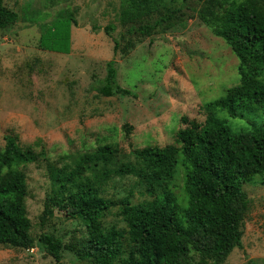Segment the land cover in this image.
Segmentation results:
<instances>
[{
	"label": "rangeland",
	"instance_id": "374dc122",
	"mask_svg": "<svg viewBox=\"0 0 264 264\" xmlns=\"http://www.w3.org/2000/svg\"><path fill=\"white\" fill-rule=\"evenodd\" d=\"M3 1L18 14V21L0 29V151L5 136L11 135L22 148L38 154L34 162L18 168L24 174L22 211L30 234L34 239L42 233L59 238L65 246L61 264H89L71 249L86 236L80 220L56 208L45 221L41 217L45 197L59 180L73 189L90 180L101 197L112 202L99 221L119 235L122 258H127L132 245L122 208L151 197L138 177L115 175L118 166L140 167L136 150L175 145L177 131L185 127L181 118L203 122L204 105L239 83L235 55L199 18L202 7L217 8L225 0H159L149 16L137 21L121 18L127 0ZM57 18L67 22L64 30L70 28L71 55L38 45L41 27ZM107 25L113 26L109 36L103 29ZM143 25L152 28L148 35L137 30ZM112 38L119 43L116 53ZM110 60L117 84L136 97L97 93ZM214 113L234 132L249 131L251 121L264 120L260 111H246L244 119L230 118L224 110ZM105 144L116 149L108 166L91 155ZM181 158L174 174L161 183L163 193L185 207ZM244 190L248 208L242 248L233 249L221 264H246L248 259L264 264V175L254 177ZM54 263L38 245L22 249L0 244V264Z\"/></svg>",
	"mask_w": 264,
	"mask_h": 264
},
{
	"label": "trees",
	"instance_id": "16d2710c",
	"mask_svg": "<svg viewBox=\"0 0 264 264\" xmlns=\"http://www.w3.org/2000/svg\"><path fill=\"white\" fill-rule=\"evenodd\" d=\"M157 1L127 0L121 18L130 16V21H137L149 16ZM217 4V8L202 7L199 18L235 55L239 83L228 88L224 96L204 105L207 113L203 122L181 118L185 127L177 131L175 145L136 150L134 155L140 167L131 163L118 166L115 175L138 177L151 197L122 208L127 240L132 245L127 258H122L124 251L119 235L105 229L99 221L101 211L108 209L112 202L101 197L90 180L77 184L75 189L59 180L58 186L46 195L41 222L47 215L52 216L56 208L84 224L86 236L78 246L71 245L79 261L221 264L233 249L242 248V223L248 208L244 185L264 175V120L251 121L249 131L234 132L214 112L224 110L233 119L247 118L246 111L264 114V0H225V5ZM17 21L18 14L0 0V29H9ZM66 23L57 18L42 26L39 47L70 54V28L64 30ZM103 29L109 36L113 26ZM151 29L147 25L137 28L142 35H148ZM112 42L116 53L119 43L113 38ZM114 65V60L107 62L106 75L97 93L102 97H136L117 84ZM4 140L0 151V244L22 249L38 245L54 259V264H61L65 248L62 241L46 233L34 239L30 222L22 211L26 185L24 174L18 168L34 162L38 154L30 147L22 148L14 136H5ZM115 152L116 149L105 144L91 155L108 166L114 162ZM179 155L185 169V207L176 205L169 193H163L161 183L174 174ZM159 191L162 195H158ZM246 264L257 263L248 259Z\"/></svg>",
	"mask_w": 264,
	"mask_h": 264
},
{
	"label": "crops",
	"instance_id": "0c3cea01",
	"mask_svg": "<svg viewBox=\"0 0 264 264\" xmlns=\"http://www.w3.org/2000/svg\"><path fill=\"white\" fill-rule=\"evenodd\" d=\"M71 52H72V45H71ZM71 52H70V54H68V55H71Z\"/></svg>",
	"mask_w": 264,
	"mask_h": 264
}]
</instances>
